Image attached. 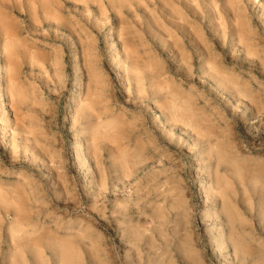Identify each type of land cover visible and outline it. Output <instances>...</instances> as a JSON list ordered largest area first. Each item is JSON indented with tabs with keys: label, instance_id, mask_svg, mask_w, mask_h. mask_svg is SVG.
<instances>
[{
	"label": "rangeland",
	"instance_id": "374dc122",
	"mask_svg": "<svg viewBox=\"0 0 264 264\" xmlns=\"http://www.w3.org/2000/svg\"><path fill=\"white\" fill-rule=\"evenodd\" d=\"M0 264H264V0H0Z\"/></svg>",
	"mask_w": 264,
	"mask_h": 264
},
{
	"label": "bare ground",
	"instance_id": "6f19581e",
	"mask_svg": "<svg viewBox=\"0 0 264 264\" xmlns=\"http://www.w3.org/2000/svg\"><path fill=\"white\" fill-rule=\"evenodd\" d=\"M176 15V14H175ZM178 17V16H177ZM16 96V95H15Z\"/></svg>",
	"mask_w": 264,
	"mask_h": 264
}]
</instances>
